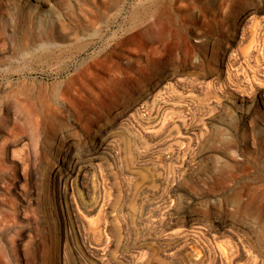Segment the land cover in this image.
I'll use <instances>...</instances> for the list:
<instances>
[{
    "label": "rangeland",
    "instance_id": "374dc122",
    "mask_svg": "<svg viewBox=\"0 0 264 264\" xmlns=\"http://www.w3.org/2000/svg\"><path fill=\"white\" fill-rule=\"evenodd\" d=\"M35 4L0 0V264H264V0Z\"/></svg>",
    "mask_w": 264,
    "mask_h": 264
},
{
    "label": "bare ground",
    "instance_id": "6f19581e",
    "mask_svg": "<svg viewBox=\"0 0 264 264\" xmlns=\"http://www.w3.org/2000/svg\"><path fill=\"white\" fill-rule=\"evenodd\" d=\"M34 1L37 2V4H35V7H38L39 4L40 3L41 4L44 3L45 0H34ZM15 5H16V8H17V13H18L16 15V20H17V24H18L17 26L18 27L20 26L25 32H34L35 33L36 21H34L33 18H27V16L24 14V8H23L22 5H20L18 3H16ZM37 32L40 33V34L42 33V31H37Z\"/></svg>",
    "mask_w": 264,
    "mask_h": 264
}]
</instances>
